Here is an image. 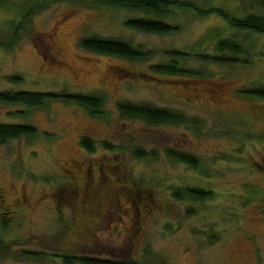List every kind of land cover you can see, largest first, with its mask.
<instances>
[{"label":"rangeland","instance_id":"1","mask_svg":"<svg viewBox=\"0 0 264 264\" xmlns=\"http://www.w3.org/2000/svg\"><path fill=\"white\" fill-rule=\"evenodd\" d=\"M185 1L238 17L264 15L248 1ZM34 4L0 0V92L81 93L103 98V106L94 116L61 101L32 109L0 103V123L37 132L0 143V264H66V257L85 256L140 264H264V101L240 91L264 86V34L193 10L168 20L180 25L177 34H147L126 25L142 14L95 0L44 1L25 20ZM55 30L63 65L48 68L41 53L47 55L44 40ZM91 36L121 39L153 55L131 62L91 52L81 46ZM218 39L246 44L248 63L211 64L203 79L151 70L168 61L167 51L212 52ZM191 65L204 69L200 62ZM14 76L23 81L13 83ZM121 103L170 109L197 122L153 126L123 117ZM83 136L93 150L82 145ZM167 150L194 156L198 168ZM72 162L86 172L77 182L90 183L69 202L64 188L74 182ZM186 188L211 196L177 200L174 193ZM21 195L32 203L46 200L22 215L14 203Z\"/></svg>","mask_w":264,"mask_h":264},{"label":"trees","instance_id":"2","mask_svg":"<svg viewBox=\"0 0 264 264\" xmlns=\"http://www.w3.org/2000/svg\"><path fill=\"white\" fill-rule=\"evenodd\" d=\"M50 0H36V4L27 13L25 20L31 18L35 12L41 10L42 3ZM56 1V0H52ZM98 4L107 7H117L129 12L142 14L143 18L130 19L126 22L127 27L138 32L158 35H173L180 31V25L169 22L168 20L174 14L180 11L193 10L201 17H207L216 14L221 17L232 28L249 33L264 34V15H246L238 17L223 8L204 9L196 6L191 1L185 0H95ZM248 1L260 6L264 11V0H241ZM18 27L15 31L16 35ZM82 48L104 55L118 57L131 62H147L152 58L153 52L145 50L142 46H134L132 43L116 39L103 38L99 36L86 37L81 40ZM250 50L246 44L229 39H218L214 46V51L203 52L194 49L189 52L167 51L168 61L155 64L151 70L155 73L166 76H177L186 79H203L207 76L206 68L211 64L221 66H239L247 64L249 61ZM193 60V61H192ZM192 61V62H191ZM200 62L203 68H195L191 65L193 62ZM13 83H21L22 77L14 76L9 78ZM245 96L264 101V86H254L241 89ZM240 93V92H239ZM49 101L65 102L67 104H78L86 108L92 115L97 116L103 106V98L86 95L81 93L68 92H30V91H13L0 92V103L8 105H21L28 109L44 107ZM119 110L123 117L131 119H140L149 125H196V120L182 117L176 111L158 108L152 105H139L133 103L119 104ZM36 128L26 124H6L0 123V143H6L9 140L19 139L22 137H34ZM88 138L82 139V145L93 150V143ZM167 154L178 162L186 163L192 167L198 168V160L186 153L177 152L176 150H167ZM137 157L142 158L144 154L138 152ZM211 196L200 188H186L177 190L174 197L183 201L205 200ZM66 264H140L132 259H113V258H93V257H66Z\"/></svg>","mask_w":264,"mask_h":264},{"label":"flooded vegetation","instance_id":"3","mask_svg":"<svg viewBox=\"0 0 264 264\" xmlns=\"http://www.w3.org/2000/svg\"><path fill=\"white\" fill-rule=\"evenodd\" d=\"M58 36V31L55 30L54 33H48L46 40H44V42L46 41L47 47H46V56H44L41 53V56L43 58V62H44V66H47L48 68H52V67H60L61 65H63L61 63V56L62 53L60 51V49H58L56 47V43L54 41L55 37ZM82 138H85V136H83ZM73 165V169H75V171L71 170L68 171L69 174L72 175L74 182L70 181L68 184H66V187L64 188L65 192H66V196L67 198H69V202L74 201V197L77 196L78 194L80 195V193L84 192V189L87 188V186L89 185L90 181H86V187L85 185H81L80 182H77V179H79V177L82 176V174L86 175V172H83L81 167H79L75 162L71 163ZM76 168H75V167ZM84 178V177H83ZM85 179V178H84ZM87 180V179H85ZM94 184L96 185L97 183L94 182ZM5 196H6V191L4 190ZM45 196V195H44ZM41 197L38 201H35L32 203V200L29 199L27 196L25 195H21L20 197H18L17 201H15L14 203L17 204L18 206V211H20V213H29L32 207V204L34 206H37V204H42L45 202L46 198L45 197ZM4 197V195H3ZM5 200H2V203H4ZM2 203L0 205H2ZM52 203V202H51ZM39 205V206H40ZM22 213V215H23Z\"/></svg>","mask_w":264,"mask_h":264}]
</instances>
